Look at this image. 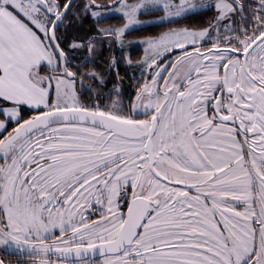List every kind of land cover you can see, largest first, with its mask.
Segmentation results:
<instances>
[{
  "label": "snow or ice",
  "instance_id": "1",
  "mask_svg": "<svg viewBox=\"0 0 264 264\" xmlns=\"http://www.w3.org/2000/svg\"><path fill=\"white\" fill-rule=\"evenodd\" d=\"M103 42L143 45L134 95L114 55L98 70ZM0 247L264 264V0H0Z\"/></svg>",
  "mask_w": 264,
  "mask_h": 264
},
{
  "label": "trees",
  "instance_id": "2",
  "mask_svg": "<svg viewBox=\"0 0 264 264\" xmlns=\"http://www.w3.org/2000/svg\"><path fill=\"white\" fill-rule=\"evenodd\" d=\"M155 15H159V14L157 13ZM210 15H211V13L201 12L198 17L190 18V19H196V20H198V22L202 23L204 20L208 19ZM152 17H153V14H146V15H142L140 17V19L141 20H147V19H150ZM184 22L187 23L188 21H184ZM93 23H94V21H91V22L85 21V23H84L85 29H90L93 26ZM105 23L106 24L119 25V24L123 23V21L121 20L119 15H113V16L109 17L105 21ZM162 30H163L162 28H158L155 25L138 27L127 37V39L135 41L136 38H138V37H143L145 35H155L157 32L162 31ZM107 43L108 44L103 42L100 50L96 53L97 62L98 63L104 62V63L108 64L107 62H108L109 58L114 55L116 57V59L120 61L119 74L121 77L124 78L125 91H126V89H128L129 93L134 95L133 90L131 88L132 84L130 83V81L134 77H136L137 79L139 78L140 68L128 66L125 59H124V56L127 54V55L131 56V59L133 61L139 60V58L143 55L142 45L133 42L132 44L125 47L122 51L120 46L117 43H112V42H107ZM109 44H111V46H109ZM78 55H81V61H82V59H83L82 54H78ZM105 69L106 68H104V70ZM104 70H102V71H104ZM99 71H101V70H99Z\"/></svg>",
  "mask_w": 264,
  "mask_h": 264
},
{
  "label": "flooded vegetation",
  "instance_id": "3",
  "mask_svg": "<svg viewBox=\"0 0 264 264\" xmlns=\"http://www.w3.org/2000/svg\"><path fill=\"white\" fill-rule=\"evenodd\" d=\"M77 2L79 3V0H77ZM114 15H116V14H114ZM151 19H153V17L150 18V19H147V20H151ZM150 26H152V25H150ZM98 64L100 65V67H99L98 70H101V72H103L102 70H104V68H107L108 67V64H106L104 62H100ZM119 71H120V69H119ZM114 75H115V73H112V75L109 76L108 79L111 80L112 79V76H114ZM134 82H135V79L134 78L131 79L130 83L133 84ZM111 87H112V83H108L107 84V88H111ZM106 90L107 89H105V91ZM126 91L129 93L128 89H126ZM125 99H127V97H125ZM0 257H5L6 258V264H8V262H10V264H17V259L18 258L16 256V254L15 253H7V252H5V250L2 247H0Z\"/></svg>",
  "mask_w": 264,
  "mask_h": 264
},
{
  "label": "rangeland",
  "instance_id": "4",
  "mask_svg": "<svg viewBox=\"0 0 264 264\" xmlns=\"http://www.w3.org/2000/svg\"><path fill=\"white\" fill-rule=\"evenodd\" d=\"M116 15H119V14H116ZM139 27V26H138ZM138 27H136V28H138ZM106 44H108L107 42H105ZM142 45V44H141ZM142 47H143V45H142Z\"/></svg>",
  "mask_w": 264,
  "mask_h": 264
}]
</instances>
